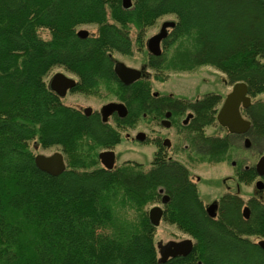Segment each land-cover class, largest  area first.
<instances>
[{
  "label": "trees",
  "instance_id": "trees-1",
  "mask_svg": "<svg viewBox=\"0 0 264 264\" xmlns=\"http://www.w3.org/2000/svg\"><path fill=\"white\" fill-rule=\"evenodd\" d=\"M132 1L124 8L122 0H0V264H264V250L253 239H264L260 192L246 203L249 218L242 198L229 193L212 217L188 171L160 154L148 171L131 161L112 170L99 167L104 142L89 141L85 119L46 83L61 66L77 73L79 89L89 94L122 87L131 95L123 96L131 113L139 101L144 119L154 100L151 82L140 81L139 88L120 84L110 54L142 50L146 30L174 15L162 54L149 61L156 80L208 65L230 84L246 82L257 97L264 94V0ZM82 24H96L97 34L80 38ZM220 99L205 95L196 112ZM248 113L251 136L264 151V99L255 100ZM31 141L60 147L67 169L57 176L41 171ZM225 144L210 162L224 161ZM238 176L244 181V174ZM159 188L170 196L163 220L195 241L190 254L165 263L158 261L157 227L149 218Z\"/></svg>",
  "mask_w": 264,
  "mask_h": 264
},
{
  "label": "flooded vegetation",
  "instance_id": "flooded-vegetation-1",
  "mask_svg": "<svg viewBox=\"0 0 264 264\" xmlns=\"http://www.w3.org/2000/svg\"><path fill=\"white\" fill-rule=\"evenodd\" d=\"M81 29H83V28H81ZM81 29H79V30H81ZM172 29L168 30L169 34H170ZM79 30H77V32ZM169 34H168V36H169ZM93 35H95V34H91L89 32V35L87 37H83V38L85 39V38L91 37ZM167 37L165 39H163L161 42L162 52H163V42L167 39ZM147 40L145 42L146 48H147V44H146ZM147 51H148V48H147ZM120 54H122V53H120ZM123 55H125V54H123ZM160 55H153L148 51V59H147L146 63L140 65L139 67H136V66H132L130 64H127L123 60H120L118 58H114L113 53H111L110 58H112L113 76L120 84H122L124 86H130V85L134 84L136 86V88H139V82L140 81H145V82H151L152 81L153 75H151L149 72V68H151V66L149 65V61H150L151 56L157 57ZM118 61L124 62L129 67L142 70V73H143L142 76L140 78L135 79L134 81L130 82L129 84L122 82V80L119 78V76L117 75V73L115 71L116 63ZM67 71H69V70H67ZM69 72H71V73L66 74L65 72L57 71L54 74H52L48 80H46L48 88L56 96H58L63 103H64L63 100H65L68 95H74V94H81L84 96H101V95L106 94V95H111V96L115 97V99L113 98V100H110V101L104 103L103 105H101V107L99 109H94L91 106L82 107V106H78V105H76V106L68 105V106H71L72 108H74L75 110H77V112L80 114V116H82L83 119H85V121L87 123L86 129L89 133L88 134L89 141L92 142L93 140H100L101 142H104L105 146L101 147L98 150V154H97V157L99 160V167L107 169L104 166V164L102 163L101 159L99 158V154L102 151H109V150H113L115 152V166L113 169H116L117 167L121 166V165H116L119 153L116 152L115 148L123 141L124 132H125L124 130L127 129V130L135 131L138 128L141 121H146L149 123V125L152 127V133H151L152 135H148L144 131L137 130L133 139L136 140L137 142H140V143H144L145 141L146 142L149 141V143H151L152 146L155 147V152L153 153L152 160L149 163V168L145 169L143 166H142V168L145 171L153 169L155 167L153 162H154V159L156 158V154H160L161 156H164V158L168 164L175 162L179 165H182L188 171V177L190 178V180H192L197 185V188H198L199 182L201 180L199 181L197 178L194 179L191 176L190 164L208 163V164L217 165V164L226 163L230 159L231 151L233 149H236L237 145H239L240 139H243L244 147L250 148L252 146V142H251V139H252V136H251L252 119L249 116L248 110L251 108L254 101L259 99V98H258V96L252 97V95L249 93V88H248V95L251 97V103L247 107H243V103H242L240 105V111H241L242 116L246 120L251 121L250 129L246 133H232V132H230L229 129L226 126H222L218 120V114H219V111H220V109L224 103V100L226 99L227 94L231 91L232 86L235 84V83H233V84L228 83L226 76H225V79H226L228 85H230L229 86L230 88H229V91L224 96L220 92L209 90V91L203 92L199 97L197 96L195 98H188L186 96H176V95L171 94V93H161V92L154 91L152 89L151 95H152L154 100L151 103H149L150 104L149 106H152L150 109L151 111L149 113H144V115H143L144 119H141V116L139 113V108H138L139 107V101H137V108H135V106H134V108L132 109V113H131L130 105L123 98V96L130 97L131 95L128 91L126 93V90L123 89L122 87H118V90H116L115 92H113V91L105 92L104 91V92L98 93V94H89L88 92H85V91L79 89L80 88L79 84H80V82H82V78L77 73H74L72 71H69ZM56 73H63L65 76L73 79L75 81L74 86L67 88V89H64L63 88V86H64L63 81H58L55 84L51 85L53 76ZM205 81L206 80L204 79V82ZM151 84H152V82H151ZM55 89L59 90V91L63 90V92H66V93L63 96H61L58 93V91H56ZM211 93L221 96V99H220V102L218 103V105L211 107L209 109H206V110L201 109L199 112H196L195 104H198L200 101H202L205 95H208ZM135 100L136 99H134L132 101L134 102ZM110 102L123 103L127 107L126 114L121 115L117 110H114L111 113L104 115L102 112V108L105 104L110 103ZM208 104H210V102ZM65 105H67V104H65ZM176 105H177V107H175ZM201 106H204V104L203 105L200 104V107ZM195 124L197 126L196 131L192 128V125H193V127H195ZM156 127H163L164 129H168V130L169 129L175 130V135H177V140H178V146H176L177 150H175L174 152L175 153L182 152V153L187 154L188 162L190 164L186 163V161H183V160H180L178 158L173 157L171 152L169 153V151L173 147L172 141L167 136L160 135L158 132L159 129ZM141 132L144 133L143 139L137 138L138 134ZM221 132H223L224 134H222ZM126 137L131 139L129 134ZM246 138L250 139V145L249 146H246ZM222 140L226 143L225 144V146H226L225 156L226 157H225L224 161L215 162V163L210 162L209 161L210 159L217 158L220 155V142ZM60 152H62V150ZM262 152L263 153L261 154L259 159L264 155V151H262ZM63 155H64V158L66 161V156L64 153H63ZM259 159L257 160V162L254 165H252L251 162H250V164H248L247 162L243 163V162H238V161H232L230 164L234 168V177L237 179V181H238L237 183H239L237 186V193L231 192V190H229V186L227 185V188H226L227 191H225L223 194H221V196H219L218 199H214V200L210 201L208 204H205L206 211H207V208L212 203H217L216 212L218 213L219 208H220L221 199L227 193L235 194V195H238L239 197H241L243 202H244V205H243V210H244V208L248 206L246 204L247 201L255 194L253 193L249 197V199L247 201H245L243 199V197L239 194V191L241 190V188H240L241 185H247L248 186V185H251L254 183L255 188H256L255 192L256 193L257 192L263 193L264 188L258 189L256 186V183L258 180H262L264 182V174L260 175L258 173V170L262 171L264 173V166L260 167V169L257 170V163H258ZM66 163H67V161H66ZM253 168L256 171V177L254 179H252V169ZM108 170H112V169H108ZM238 173L244 174V176H245L244 181L240 179V177L238 176ZM235 178H233V179H235ZM229 180H231V179H229ZM222 182L226 183V179H223ZM224 185L226 186V184H224ZM158 191L161 194V198H160V201L156 202L154 205H160L165 210V205L169 201L166 204H163L162 199H163L164 195H168V194L165 193L163 188H159ZM198 192H199V188H198ZM199 195H200V193H199ZM162 220H163V217H162Z\"/></svg>",
  "mask_w": 264,
  "mask_h": 264
},
{
  "label": "rangeland",
  "instance_id": "rangeland-1",
  "mask_svg": "<svg viewBox=\"0 0 264 264\" xmlns=\"http://www.w3.org/2000/svg\"><path fill=\"white\" fill-rule=\"evenodd\" d=\"M165 20H176L174 15H164L157 20V22L149 27L146 30L144 42L146 40L156 34L162 22ZM87 29L91 34H97V25L96 24H82L78 26L79 29ZM40 36L44 39L50 38V33L46 29L38 30ZM130 36L134 40L136 37V31L131 29ZM114 58H118L123 60L127 64L132 66L139 67L142 64H145L148 59V51L146 46L142 50H138L134 48L132 55H123L119 52H113ZM57 71L65 72L66 74H70L71 72L67 71L64 67L56 66L54 67L50 73L46 76V80ZM149 72L152 76V89L161 93H171L176 96H186L188 98L199 97L203 92L213 90L220 92L223 96L229 91V86L226 79L225 74L221 71L217 70L212 66H201L193 71H182V72H169L165 81H158L154 78L155 71L152 68H149ZM204 79L206 80L204 82ZM115 99V97L111 95H101V96H84L81 94L68 95L64 101L67 105L72 106H91L94 109H99L101 105L104 103ZM260 99H264V94H260L258 96ZM159 129L160 135H165L172 141V149L169 151L173 155V157L178 158L180 160L188 162L187 154L174 151L177 150L176 146H178L177 135H175L174 129H164L163 127H156ZM127 130V129H126ZM124 130V138L123 141L115 148L116 152H118V158L116 165H122L126 161L138 162L143 165L145 169L149 168V163L152 160L153 153L155 152V147L152 146L149 141H145L144 143L137 142L133 139L137 130L144 131L148 135H152V127L146 121H141L138 128L133 130ZM211 131V130H210ZM224 134L223 132H221ZM129 134L130 138L126 136ZM154 136V135H153ZM126 137V138H125ZM252 146L250 148H246L243 145V139L239 140V145H237L236 149H233L230 154V159L226 163L222 164H208V163H196L190 164L191 166V176L194 179H198L199 185V193L202 200L205 204H208L210 201L214 199H218L221 194H223L229 186V190L233 193H237V179L234 177V168L231 166L232 161L238 162H247L248 164L254 165L259 157L261 156L262 149L259 143H256L255 140L251 139ZM31 149L34 151L35 155L37 154H46L50 155L55 151H61L60 147L53 146L50 148H43L40 145L36 144L35 141H31L30 143ZM251 157V158H250ZM185 163V162H184ZM232 177V178H231ZM235 178V179H233ZM226 179V183H223L222 180ZM231 179V180H229ZM226 184V186L224 185ZM241 190L239 194L243 197L245 201L249 199V197L254 193L256 194L255 184L251 185H241ZM259 196L264 198L263 193H259ZM155 203L149 205V209L154 206ZM185 238H190V236L186 233H183L179 230L175 225L165 222L161 220L160 224L156 228L155 233V243L158 241L168 242L170 240H182ZM256 241L258 239L253 237Z\"/></svg>",
  "mask_w": 264,
  "mask_h": 264
},
{
  "label": "water",
  "instance_id": "water-1",
  "mask_svg": "<svg viewBox=\"0 0 264 264\" xmlns=\"http://www.w3.org/2000/svg\"><path fill=\"white\" fill-rule=\"evenodd\" d=\"M124 8H130L133 5L132 0H122ZM176 26V20H165L160 30L152 35L147 40L148 51L153 55H160L162 53L161 42L169 34V29ZM78 36L83 38L89 35V31L86 29H81L77 32ZM115 71L122 82L129 84L130 82L138 79L142 76V70L132 68L127 66L124 62L118 61L116 63ZM58 81L64 82V89L74 86L75 81L63 73H56L53 76L52 84ZM55 88V87H54ZM56 90V89H55ZM58 91V93L63 96L66 92L63 90ZM243 103V107H247L251 103V97L248 95V86L246 82L240 81L236 82L231 91L227 94L226 99L219 111L218 120L222 126H226L232 133H246L251 126V121L246 120L240 111V105ZM117 110L121 115L126 114L127 107L123 103L110 102L103 106L102 112L104 115ZM144 133L138 134L137 138L143 139ZM250 145V139L246 138V146ZM99 158L107 169H113L115 166V152L113 150L102 151L99 154ZM36 166L46 173L57 176L63 173L67 169V163L65 161L64 155L60 151H55L50 155L37 154L35 155ZM264 166V155L259 159L257 163V170ZM260 175L264 173L258 170ZM258 189L264 188V182L258 180L256 183ZM162 191V190H161ZM170 197L164 195L162 203L166 204ZM217 203H212L208 208L207 212L210 216L215 217L217 212ZM164 214V208L160 205H154L149 209V218L154 226H158L162 220ZM243 216L247 219L250 217L249 207H245L243 210ZM259 246L264 250V239L258 240ZM157 249L159 253L158 261L160 263H165L169 258L176 256H187L193 251L195 246V241L192 237L185 238L182 240H170L168 242L158 241Z\"/></svg>",
  "mask_w": 264,
  "mask_h": 264
}]
</instances>
